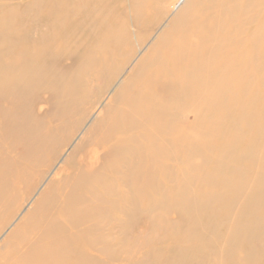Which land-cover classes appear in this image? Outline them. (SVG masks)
<instances>
[{"label":"bare ground","instance_id":"bare-ground-1","mask_svg":"<svg viewBox=\"0 0 264 264\" xmlns=\"http://www.w3.org/2000/svg\"><path fill=\"white\" fill-rule=\"evenodd\" d=\"M170 1L131 0L132 19L145 25L152 21L149 11L155 3L169 5ZM256 1L188 0L182 6L114 93L124 104L109 113L108 135L101 134L108 145L105 161L98 170L95 163L93 171L77 176L47 226L11 264H91L83 249H75L77 242L72 245L74 238L56 234L83 224L86 229L77 232L78 239L86 251L94 245L89 237L100 214L93 215L97 208L86 201V195L94 201L122 197L102 214L123 213L137 219L146 213L151 222L155 220V229H163L164 249L158 250L157 239L148 237L147 251L137 264H264V90L253 89L251 82L256 73L264 87V16L252 13L245 20L256 22L247 30L245 43L236 40L233 27L247 18ZM115 2L35 0L11 13L1 5L0 103L8 93L21 98L32 85L61 82V75L41 60V51L54 52L62 44L77 42L81 29L97 44L96 53L81 62L80 80L84 85L94 83L112 65L106 80L111 87L132 58L127 54L130 42L121 20L122 2ZM39 26L45 27L44 32L29 40L31 29ZM157 86L159 93L152 91ZM180 114L188 116V126L178 122ZM8 117V111L0 116ZM19 131L26 133V126L20 125ZM183 141L175 187L170 192L159 189V201L144 202L148 187L141 182L144 164L170 156ZM111 151L118 154L111 156ZM89 153L91 162L97 161L94 151ZM122 161L128 164L122 180L130 187V198L110 178ZM62 186L53 190L58 192ZM170 210L178 212L180 221L168 226L165 217ZM127 225L122 223V229ZM97 239L103 252L111 254L101 233Z\"/></svg>","mask_w":264,"mask_h":264},{"label":"rangeland","instance_id":"rangeland-1","mask_svg":"<svg viewBox=\"0 0 264 264\" xmlns=\"http://www.w3.org/2000/svg\"><path fill=\"white\" fill-rule=\"evenodd\" d=\"M34 1L0 0V6L11 13L16 9L30 7ZM113 1L122 2L121 20L127 27L130 42V53L127 54L132 55V58L124 66L121 77L111 87L106 80L113 70L112 65L106 70L107 73L94 83L84 85L80 80L78 70L81 62L84 57L89 56L87 54L96 53L93 50L97 44L91 40L88 33V37H84V31L81 29L77 42L62 44L59 46L60 50L54 52L41 51V60H45L51 70L61 75L63 78L61 82L53 80L32 85L21 98L8 93L4 95L5 100L3 98L0 103V116L3 111L9 112L8 118L4 120L0 118V264H11L24 255L32 240L39 235L44 226H47L50 215L63 199L66 190L76 181L77 176L85 171L91 172L95 168L98 170L105 161L108 145L101 140V134L108 135L106 123L109 113L124 104L114 93L132 76L135 63L149 51L159 34L188 0H171L169 5L155 3L149 11L152 21L145 25L135 24L132 19L131 0ZM248 11L246 19L233 23L237 30L236 40L242 43L248 41L247 30L256 26V22L247 23L245 20L250 19L252 13L264 16V0L254 2ZM115 13L118 15V10ZM6 24L10 26L11 22ZM95 26L96 24L89 30H94ZM37 28L31 29L28 34L29 40L36 39L45 30L43 26ZM139 35L145 38L143 42ZM74 39L76 38L73 37ZM251 82L253 89L264 90L258 82L256 73L253 74ZM109 87L110 89L105 92ZM157 88H152V91L159 93L160 89L158 86ZM162 95L163 93L160 96ZM178 118L179 123L184 127L188 126L189 118L186 114H180ZM22 124L27 128L26 133L19 131ZM93 128L98 130L93 132ZM142 136L141 132H137L138 138L143 139ZM183 144L184 141L176 145L170 156L144 164L142 170L144 180L141 182L148 183V187L144 184L147 187L144 202L151 198L159 201L161 193L158 194L159 189L170 192L175 187L174 177L179 174L181 167ZM88 150L94 151L97 161L92 160V163L86 156ZM116 154L118 153L112 152L110 155ZM123 156L127 158L128 155ZM131 159L133 160L132 157ZM127 169L128 164L122 161L111 173L110 178L115 186L130 198V187L125 186L122 180ZM62 183L63 186L58 192L53 190L54 186L60 187ZM193 184H196V180ZM141 186L143 187L142 184ZM86 196V201L97 208L93 215L100 214L97 217L98 224L96 222L94 225V233L89 237L94 245L87 251L83 248L80 233H77L84 232L86 228L82 227L83 224L78 229L64 227V232L58 230L56 234L74 238V241L71 240L72 245L75 246L77 242L75 249H83V257L91 264H137L147 251L145 240L148 237L157 239L155 247L158 250L164 249L162 241L165 237L164 231L157 226L155 229V220L152 219L151 222L145 216L146 213H142L137 219H129L123 213L114 217L106 216L102 214L104 210L112 209L115 202L122 197L108 196L103 198V201H94L91 196ZM179 221L180 216L176 210L167 212L165 223L168 226ZM122 223L128 224L125 229H122ZM99 233L107 240L111 254L108 255L101 249V242L97 239ZM72 258L73 256L69 257V261H73Z\"/></svg>","mask_w":264,"mask_h":264}]
</instances>
